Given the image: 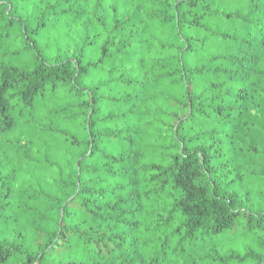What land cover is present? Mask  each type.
Segmentation results:
<instances>
[{"label": "trees", "instance_id": "obj_1", "mask_svg": "<svg viewBox=\"0 0 264 264\" xmlns=\"http://www.w3.org/2000/svg\"><path fill=\"white\" fill-rule=\"evenodd\" d=\"M0 264H264V0H0Z\"/></svg>", "mask_w": 264, "mask_h": 264}, {"label": "rangeland", "instance_id": "obj_2", "mask_svg": "<svg viewBox=\"0 0 264 264\" xmlns=\"http://www.w3.org/2000/svg\"><path fill=\"white\" fill-rule=\"evenodd\" d=\"M53 51H55L54 49H52ZM56 52V51H55ZM98 79H102L103 76L99 75L97 76ZM83 83L86 85V79L83 80ZM105 95H106V106H105V110H112V109H116V110H121L120 108H118L119 106H117V102L114 101L115 97H118L119 96V93L117 92V90L112 87H107L105 90H103ZM113 126H116L117 128L118 127H121V125L118 123V122H113ZM110 144V142H109ZM115 145L118 147L117 143H115ZM116 146H112V150H114L116 148Z\"/></svg>", "mask_w": 264, "mask_h": 264}]
</instances>
